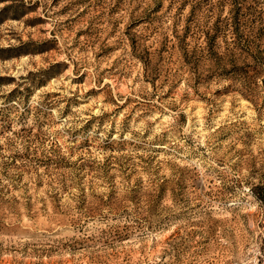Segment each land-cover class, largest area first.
Returning <instances> with one entry per match:
<instances>
[{"label":"rangeland","instance_id":"1","mask_svg":"<svg viewBox=\"0 0 264 264\" xmlns=\"http://www.w3.org/2000/svg\"><path fill=\"white\" fill-rule=\"evenodd\" d=\"M257 46L264 0H0V264H264Z\"/></svg>","mask_w":264,"mask_h":264},{"label":"trees","instance_id":"2","mask_svg":"<svg viewBox=\"0 0 264 264\" xmlns=\"http://www.w3.org/2000/svg\"><path fill=\"white\" fill-rule=\"evenodd\" d=\"M257 49L258 50H256L255 53H249L252 51H248V55L250 56V58L253 62V65L258 69L260 68V71L264 72V55H263L264 54V48L257 46ZM253 70H254V73H256V69H253ZM245 83H246L245 87L249 89V87H248L249 82L246 81Z\"/></svg>","mask_w":264,"mask_h":264}]
</instances>
